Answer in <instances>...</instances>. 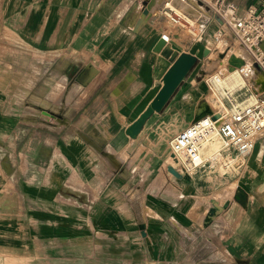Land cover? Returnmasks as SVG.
<instances>
[{"label": "crops", "instance_id": "1", "mask_svg": "<svg viewBox=\"0 0 264 264\" xmlns=\"http://www.w3.org/2000/svg\"><path fill=\"white\" fill-rule=\"evenodd\" d=\"M12 1L17 2L8 3ZM138 1L146 21L132 17L131 7ZM164 1L72 0L76 17L90 15L95 8H101L102 13L107 4L114 7L109 5L113 9L104 15L111 20L106 32L111 39L106 42L103 58L84 72L92 89L74 91L73 95V99L96 106L94 117L89 110L80 116L79 104L73 106L70 121L46 112L57 123L40 122L31 105L32 78L0 76V107L2 93L8 89L22 92L19 85L2 88L1 83H23L25 91L20 98L15 97L17 103L24 104L20 109H0V264H33L37 243L56 244L57 248L82 244L87 250L80 257L91 262L97 244L111 242L118 243L120 256L132 258V264H186V259L200 261L210 252H217L220 258L224 241L230 243L223 251L234 260L231 263L249 260L264 264V200H257L264 171H254L264 167V134L248 156L249 173H254L255 181H251L249 191L242 189L247 207L229 202L222 223L227 236L220 239L219 214L224 208L216 201L209 216L207 213L211 197L220 194L231 176L197 170L178 178L163 171L170 166L166 165L169 143L177 135L171 130L161 138V153H151L146 144L148 134L166 116L175 96L164 111L148 120L136 139L125 133L156 96L171 66L154 51L162 35L171 36L168 44L172 49L198 57L200 49L202 54L211 50L207 44L219 27L210 23L204 42H193L187 34L184 38L187 32L161 15ZM262 1L226 3L234 4L241 15ZM145 3L150 7L148 14ZM188 6L181 7L189 11ZM31 18L34 21L43 16L38 10ZM261 78L264 84V75ZM140 151L154 172L139 167ZM238 192L239 188L235 198ZM124 246L127 251L123 254Z\"/></svg>", "mask_w": 264, "mask_h": 264}, {"label": "rangeland", "instance_id": "2", "mask_svg": "<svg viewBox=\"0 0 264 264\" xmlns=\"http://www.w3.org/2000/svg\"><path fill=\"white\" fill-rule=\"evenodd\" d=\"M12 2L9 4L8 0H0V76L2 78L9 76L32 78L33 97L31 105L40 122L57 123L56 118L48 116L46 112L64 116L66 121H70L73 106L79 104L82 108L80 116L83 115L85 110H89V113L94 117L96 106L84 103L83 99L79 101L78 97L73 99V95L74 91L92 89L91 85L87 84L88 79L84 72L93 64H99L103 58L102 54L106 42L111 39L110 34L109 36L106 35L107 30H110L111 20L105 18L104 15L110 14L114 7L110 4H107L106 7L102 5L101 13V8H95L94 6L98 11L94 10L90 15H81V17L78 15L76 17L78 13H73L76 9L72 0H65V2L64 0H43L42 2L34 1L27 4L19 0ZM109 5L113 8H110ZM82 7L83 4L81 9ZM96 7H99V5ZM141 8L142 3H139V1L131 7L132 17L135 16L137 21L143 17ZM104 9L106 10L104 11ZM38 10H40L43 18L32 21V12ZM74 14L76 15L74 16ZM50 17L53 18L50 19ZM145 19L143 17L144 21H146ZM186 34H184V38ZM210 39L207 45L212 48V52L205 57L201 49L198 51L199 61L197 65L176 93L166 116L157 122L148 134L146 144L150 146L151 153H161L163 150L161 138L164 133L171 130L174 135L178 134L179 130L184 129L192 122L196 112L201 109L202 103L207 101L214 104V95L209 90L206 78L207 75L216 71L225 57L229 56V47L233 41L230 36L218 41ZM235 44L238 45L236 42ZM91 73L93 74L94 70ZM193 82L194 85L191 87ZM1 85L2 88L4 85L12 88L16 85L22 87V92L11 93L13 90L8 89L7 93H2L1 111L8 112L14 110V108L20 109L22 106L19 107V105L24 104L23 102L21 104L17 103L15 97L20 98L21 95H24V84L1 83ZM168 151L171 153L170 148ZM138 155L140 156L139 167L141 166L143 170L145 166L146 170L154 172L155 170L149 162L145 161L141 151L138 152ZM167 160L166 165L176 163L169 156ZM248 160L249 158H247L242 168L229 174L231 176L229 177V183L221 188L220 194L211 197L212 207L207 216L210 215L216 201L224 208V204L231 201L236 202L235 193H237L238 188L239 191L240 189L250 190L251 181H255V176L254 173H249L251 169H249ZM175 166L178 170V165L175 164ZM175 166L172 167L175 168ZM168 168H164L163 171L168 170ZM261 170L264 171V167L254 171L259 172ZM158 173L161 174L162 170ZM187 175L188 173H186ZM224 179H227V177H224ZM258 194L257 200L259 203L264 200L263 184L260 185ZM217 197L220 200H217ZM244 206L247 207V205ZM225 210L224 208V212L222 211L219 214L220 220H222L220 221V239L227 236V231L222 225L226 219ZM81 245L69 243L57 248L56 244L46 246L44 243H37L33 264H132L134 261L132 258L125 260L124 257H121L118 243L111 242L107 246L97 244L95 258L93 257L91 262H88L87 259L80 257L83 251L87 250L86 247ZM229 245L230 243L225 241L224 244H220V258L217 257V252L216 254L210 252L204 255L200 261L186 259V264L191 262L192 264H251L249 260L231 263L230 261L234 260L228 256V253L226 254L223 251L224 247L226 249ZM125 247H122V253L127 251ZM129 252H131L130 246Z\"/></svg>", "mask_w": 264, "mask_h": 264}, {"label": "built area", "instance_id": "3", "mask_svg": "<svg viewBox=\"0 0 264 264\" xmlns=\"http://www.w3.org/2000/svg\"><path fill=\"white\" fill-rule=\"evenodd\" d=\"M182 5H190L197 14L183 10ZM143 8L148 14L146 3ZM160 12L172 26L187 32L193 42L205 41L212 22L219 26L211 36L213 40L230 36L233 41L229 56L206 78L214 95V104L209 103L212 113L193 119L171 142L180 173L215 170L226 176L245 165L257 139L264 134V90L256 81L264 75V1L241 15L226 0H165ZM162 38L166 43L171 41L169 34ZM232 55L242 58L244 64L231 71ZM232 75L244 84L231 86ZM214 137L223 140L224 145L206 147Z\"/></svg>", "mask_w": 264, "mask_h": 264}, {"label": "water", "instance_id": "4", "mask_svg": "<svg viewBox=\"0 0 264 264\" xmlns=\"http://www.w3.org/2000/svg\"><path fill=\"white\" fill-rule=\"evenodd\" d=\"M150 8V7H148ZM155 52L160 53L163 57L171 62V66L162 77V86L147 108L139 115V117L126 129L125 133L132 139H136L144 129L148 120L156 113H161L170 104L172 98L178 92L182 84L186 81L190 73L197 65L199 58L193 54L187 52H178L166 43L162 38L156 44ZM210 54V50L206 49L203 56L207 57ZM230 70L232 71L236 67H240L244 64L242 58L232 55L229 58ZM261 84V83H260ZM262 90H264V84H261ZM211 108L208 111H197L194 121H197L206 115L211 114ZM169 172L174 176L180 178L181 174L178 170L169 166ZM242 196L246 197L245 191H240ZM239 203L237 200H235ZM228 207L229 203L225 204ZM212 211V209H211ZM212 214H215L214 212Z\"/></svg>", "mask_w": 264, "mask_h": 264}, {"label": "bare ground", "instance_id": "5", "mask_svg": "<svg viewBox=\"0 0 264 264\" xmlns=\"http://www.w3.org/2000/svg\"><path fill=\"white\" fill-rule=\"evenodd\" d=\"M188 9H189V6H188ZM189 11L193 14H196V11L194 9H189ZM238 53V52H237ZM258 83H261L263 84V79L261 78V75L257 78L256 80ZM229 82H230V85L231 86H236V85H243L244 84V81L241 80L239 77H237L236 75H232V77H230L229 79ZM229 82H227L226 84H229ZM204 100V99H203ZM206 101V100H204ZM201 104V103H200ZM209 103L206 101L204 103L201 104V109L199 111H208L209 110ZM196 115V114H195ZM174 139V138H173ZM170 141V149H171V142L172 140ZM212 145H216V146H222L224 145V142L223 140H221L219 137H214L213 138V141L212 143L208 144L206 147H211ZM168 156L169 158L172 160V161H176L177 160V156L176 154L172 151L171 149V153H168ZM170 166H175V163H173V165H170ZM175 169H176V166H175ZM242 189H240L241 191ZM239 191V192H240ZM239 203L243 204V205H246L248 200L246 197L242 196L241 192L236 196L235 198ZM224 207H226V205L224 204Z\"/></svg>", "mask_w": 264, "mask_h": 264}]
</instances>
